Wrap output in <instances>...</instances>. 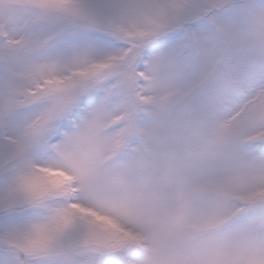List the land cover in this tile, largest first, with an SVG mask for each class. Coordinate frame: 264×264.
<instances>
[{
    "label": "snow or ice",
    "instance_id": "1",
    "mask_svg": "<svg viewBox=\"0 0 264 264\" xmlns=\"http://www.w3.org/2000/svg\"><path fill=\"white\" fill-rule=\"evenodd\" d=\"M0 264H264V0H0Z\"/></svg>",
    "mask_w": 264,
    "mask_h": 264
}]
</instances>
